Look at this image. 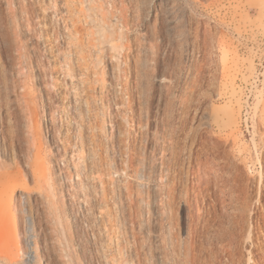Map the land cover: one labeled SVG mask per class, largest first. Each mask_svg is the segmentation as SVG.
<instances>
[{
    "label": "rangeland",
    "instance_id": "rangeland-1",
    "mask_svg": "<svg viewBox=\"0 0 264 264\" xmlns=\"http://www.w3.org/2000/svg\"><path fill=\"white\" fill-rule=\"evenodd\" d=\"M0 264H264V0H0Z\"/></svg>",
    "mask_w": 264,
    "mask_h": 264
}]
</instances>
